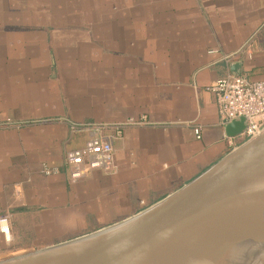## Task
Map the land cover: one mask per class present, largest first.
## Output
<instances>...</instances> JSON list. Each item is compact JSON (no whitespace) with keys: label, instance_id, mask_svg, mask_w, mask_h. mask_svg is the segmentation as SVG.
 <instances>
[{"label":"crops","instance_id":"obj_1","mask_svg":"<svg viewBox=\"0 0 264 264\" xmlns=\"http://www.w3.org/2000/svg\"><path fill=\"white\" fill-rule=\"evenodd\" d=\"M237 75L264 80V0H0V255L135 215L245 142L209 89ZM96 126L112 165L72 180Z\"/></svg>","mask_w":264,"mask_h":264},{"label":"water","instance_id":"obj_2","mask_svg":"<svg viewBox=\"0 0 264 264\" xmlns=\"http://www.w3.org/2000/svg\"><path fill=\"white\" fill-rule=\"evenodd\" d=\"M0 264H264V131L141 212Z\"/></svg>","mask_w":264,"mask_h":264},{"label":"built area","instance_id":"obj_3","mask_svg":"<svg viewBox=\"0 0 264 264\" xmlns=\"http://www.w3.org/2000/svg\"><path fill=\"white\" fill-rule=\"evenodd\" d=\"M209 89L214 93L218 113L226 124L241 117L246 118V128L240 133L245 141L264 131V80H251L243 75L219 78ZM128 122H132L130 119ZM126 123L117 125L121 134ZM98 134L89 139L83 147L71 149L66 153L69 178L79 180L94 169H108L113 162L114 147L111 139L101 136V127L96 126ZM195 133L200 137L199 128ZM57 168L44 166L46 174L56 173ZM0 232L11 237L10 214L0 216Z\"/></svg>","mask_w":264,"mask_h":264},{"label":"rangeland","instance_id":"obj_4","mask_svg":"<svg viewBox=\"0 0 264 264\" xmlns=\"http://www.w3.org/2000/svg\"><path fill=\"white\" fill-rule=\"evenodd\" d=\"M16 254H19L18 251L12 250V251H5L2 255H0V259H5L11 256H14Z\"/></svg>","mask_w":264,"mask_h":264}]
</instances>
